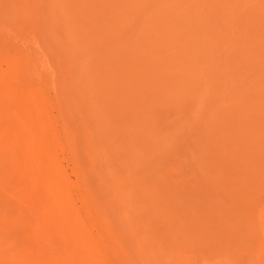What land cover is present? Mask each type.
<instances>
[{
    "label": "rangeland",
    "instance_id": "rangeland-1",
    "mask_svg": "<svg viewBox=\"0 0 264 264\" xmlns=\"http://www.w3.org/2000/svg\"><path fill=\"white\" fill-rule=\"evenodd\" d=\"M0 264H264V0H0Z\"/></svg>",
    "mask_w": 264,
    "mask_h": 264
},
{
    "label": "bare ground",
    "instance_id": "bare-ground-1",
    "mask_svg": "<svg viewBox=\"0 0 264 264\" xmlns=\"http://www.w3.org/2000/svg\"><path fill=\"white\" fill-rule=\"evenodd\" d=\"M59 188H61L60 186H59ZM51 190V189H50ZM56 190V189H55ZM64 190V189H63ZM63 193H65V192H63ZM68 193V192H67ZM67 195V194H66ZM55 196V195H54ZM63 196V195H62ZM69 196V195H68ZM63 199V198H62ZM68 202V201H67ZM63 203V202H62ZM66 203V202H65ZM61 204V203H60ZM68 204V203H67ZM63 206V205H62ZM62 213V212H61ZM78 221V220H77ZM79 222V221H78ZM77 236V235H76ZM97 249V248H96ZM95 251H98V249L97 250H95ZM89 252V251H88ZM91 253V252H90ZM92 253H94V252H92ZM97 254H98V252H97Z\"/></svg>",
    "mask_w": 264,
    "mask_h": 264
}]
</instances>
